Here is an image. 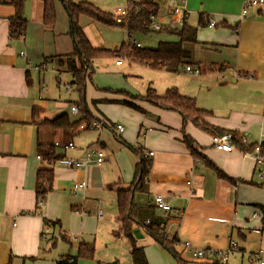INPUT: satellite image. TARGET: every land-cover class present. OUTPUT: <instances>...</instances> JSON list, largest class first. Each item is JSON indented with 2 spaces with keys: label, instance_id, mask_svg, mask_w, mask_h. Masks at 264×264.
<instances>
[{
  "label": "crops",
  "instance_id": "obj_1",
  "mask_svg": "<svg viewBox=\"0 0 264 264\" xmlns=\"http://www.w3.org/2000/svg\"><path fill=\"white\" fill-rule=\"evenodd\" d=\"M154 1L159 5V23L173 24L167 0ZM249 1L187 0L185 18L198 27V43L184 45L189 52L188 65L202 67L206 72L192 78L190 85L166 84L195 99L201 109L211 111L213 117L207 118L210 123L246 136L247 146L264 141V1L251 4L243 14ZM23 9L26 31L23 37L14 39L10 36L14 7L0 5V264H56L49 253L61 241L69 247L65 257L77 258L82 243H94L96 248L98 234L107 235L112 230L107 215L114 214L102 207L106 200L97 205V198H103V193L110 190L117 200L119 190L132 188L142 155L151 161V170L146 190L137 191L136 201L152 210L148 219L163 220L165 234L177 241L175 249L183 262L221 264L217 260L194 258L186 242L195 248L224 250L234 239L242 255L247 257L262 250L264 256V184L257 181L253 159L238 148L232 152L215 149L212 135L191 122L184 124L174 111L129 98L144 93L87 81L86 99L92 117H102L113 125L124 123H119L125 128L122 133L115 132L113 127L81 131L77 125L63 129L32 121L34 109L40 111L37 123L69 114L67 103L52 101L51 92L56 88L47 76L52 62L55 67L50 71L59 75L58 83L61 85L67 77L68 91L75 90V79L67 67L74 39L68 11L64 21L62 15L55 26L49 27L43 22L41 0H26ZM202 14L209 18V23H227L229 27H201ZM81 26L90 37L93 23L83 22ZM235 26L239 27L238 33L233 31ZM115 61L113 58L107 65L125 66V62L116 65ZM139 67L142 72L152 69ZM159 77L165 82L171 76ZM149 87H153L152 82ZM129 101L140 109L125 105ZM76 104L77 101L72 106ZM130 109L137 114L130 113ZM105 129L114 136L106 144L102 142L109 137L103 138ZM185 134L195 140L198 153L212 166L192 155L183 140ZM70 142L74 144L72 149L66 147ZM38 143L54 145L60 154L72 159H84L92 146L102 150L105 159L84 168L51 165L40 158ZM43 170H53L54 177L52 190L40 201L36 188L38 173ZM76 182L86 183L85 188L74 192ZM89 192L95 196L93 205H88ZM158 195L171 205L170 210L156 207ZM115 216L114 221L120 226L118 210ZM137 229L142 237L136 238L135 243L150 254L154 264H179L143 227ZM61 233L73 236L75 241L58 239ZM147 238L151 242L145 241ZM107 240L112 242L109 235ZM129 244L131 252L130 240ZM105 256L111 257L77 258L74 264H120L110 261L117 258L112 253Z\"/></svg>",
  "mask_w": 264,
  "mask_h": 264
},
{
  "label": "trees",
  "instance_id": "obj_2",
  "mask_svg": "<svg viewBox=\"0 0 264 264\" xmlns=\"http://www.w3.org/2000/svg\"><path fill=\"white\" fill-rule=\"evenodd\" d=\"M26 0H0V5L14 7V14L10 17V36L18 39L24 36L27 20L24 16V3ZM44 4L43 22L46 26L53 27L57 22V13L55 0H41ZM66 10L71 19L72 35L74 39V51L67 56L68 71L73 75L76 83V89L80 95V101L77 102L78 118L72 120L68 114L60 115L51 120H42L37 123L40 111L32 110L33 120L36 124L70 129L78 126L83 120H92V113L89 109L86 100V81L90 79L93 72V63L101 58H120L124 63L128 60L131 63L145 65L153 69H161L167 72H178L181 68L188 66L189 52L185 49L186 43H198V27L191 25L184 18L179 24H160L157 17L160 14L159 5L154 0H129L124 10L116 13L102 11L96 6L88 2L74 3L72 1L65 2ZM87 16L95 22L108 26H121L128 29L129 37L136 33L158 32L174 36L176 41H160L156 48L142 47L141 44L134 40V43L129 41L124 43L117 50H108L100 47H95L84 29L80 26L79 18ZM160 25L159 29L154 27L155 24ZM201 27L209 25V18L203 14L199 22ZM216 26H227V23L216 24ZM237 26L233 27V29ZM239 28V27H238ZM116 63V61H115ZM136 99L146 101L162 109L171 110L179 114L184 124L191 122L198 129L212 136L231 133L235 138L236 147L242 152H252L254 144L247 146L241 142V137L237 131L228 130L223 127L216 126L210 123L207 118L213 117L209 110L201 109L196 100L182 95L177 88H169L164 94H158L156 89L149 87L144 95L132 96ZM125 105L134 109H140L136 105L126 102ZM77 107V106H76ZM102 118V117H97ZM104 119V118H102ZM110 123V122H109ZM112 125V124H111ZM106 125V127H111ZM186 145L191 150L192 155L205 162L208 166H212L207 162L206 157H202L196 149L195 140L188 134L183 138ZM131 148L132 146L129 145ZM38 154L42 159L51 165H57L58 161L65 157L60 154L57 147L50 144L38 143ZM142 161L137 165L133 186L127 190H119L117 193L118 204V219L120 226L115 232V237H125L131 242V255L133 264H149L143 247L136 245L134 230L143 227L145 232L151 236L164 250L172 254L179 264L183 262L175 249L174 239H167L164 230L163 220L157 218H149L150 213H153L149 208H144L136 201V193L145 192L146 178L151 170V161L144 155L141 156ZM214 167V165H213ZM54 173L53 170H43L38 173L37 195L42 201L46 195L52 190ZM155 208V206H153ZM157 207V206H156ZM147 219L149 222H147ZM47 222V221H46ZM48 223V222H47ZM65 234L61 233L63 240H68ZM58 242L54 241L55 245ZM94 243H82L78 248L77 258L93 259L95 257ZM65 257V256H64ZM63 258V256H61ZM74 264L76 262L75 257ZM58 264H64L58 261ZM69 264V263H68Z\"/></svg>",
  "mask_w": 264,
  "mask_h": 264
},
{
  "label": "rangeland",
  "instance_id": "obj_3",
  "mask_svg": "<svg viewBox=\"0 0 264 264\" xmlns=\"http://www.w3.org/2000/svg\"><path fill=\"white\" fill-rule=\"evenodd\" d=\"M68 1H72L74 3L88 2V3L93 4L94 6H96L97 8H99L102 11L116 13L120 10H124L126 8L129 0H55L57 19L59 18V21L61 20V17H63L62 15H65V17H63V21L66 18L67 10H66L64 3L68 2ZM162 5L164 6V2L162 3ZM165 6H166V3H165ZM164 12L167 13L166 10ZM80 18H81V20H80ZM80 18H79V20L81 21L80 26H81V24L83 25V22H92L94 25V27L89 28L90 37H88V38L90 39L91 43L95 47H100V48H104V49H108V50L119 49L124 43H128L129 41L134 43V40L136 42H140L142 47H147V48H156L160 41H176L177 40L174 36H170V35L162 34V33H158V32H149V33H145V34L144 33H136L133 36L129 37L128 29L125 27H121V26H114L113 27V26L104 25V24L93 21L92 19H90L87 16H81ZM157 19H158V17H157ZM157 19H156V21H157ZM170 19H171V22L173 24L178 23V22L174 23L172 21L173 20L172 17ZM212 23H213V26L216 25L214 22H212ZM209 26H210V24H209ZM238 30H239V28H238ZM120 58H114V59L120 60ZM111 59H113V58H110V57L109 58H101V59L94 61V63H93L94 72H93L91 78L87 79V81H89L88 83H91L93 81L96 84H99L102 86L103 85L108 86V88L109 87L112 89L121 88V89H123L127 92H130V93H144L145 94L147 89H148V83L152 82V86L156 89L157 93L158 94H164L166 92V89L169 88V87H166L167 83H169V85H171V86L182 85V84L183 85H190L193 82L192 78L201 76V75L191 74V73L187 72L185 70V68H181L180 70H178L179 74H173V73L167 72L165 70L153 69V68L149 69L148 72H142L140 69L141 67H139L140 66L139 64L134 66L132 64H135V63H131L128 60H125V66L124 67L116 68L112 65H107L109 62H111ZM54 67H55V65L51 62L49 65V69L53 70ZM50 70L48 71L49 73H48L47 79H48V82L50 83V85H53L56 88V90L53 89L51 92V94H53L51 96L52 101L55 100L56 102L63 103V104L67 103V105H69L68 106L69 107V110H68L69 114L68 115L78 117L79 114L75 115V113H73V111L70 109L72 107L73 103H75L76 101L77 102L80 101V95L76 89V85H75L74 91L72 89H70V91H68V89H67L68 85H66L65 83H67V81L69 79L67 77L63 78V81H65V82H63L60 85L57 81V76H59V75H54ZM203 72H206V70ZM159 74H168L171 77H168V80H166L164 82V79L160 78ZM186 77H189L190 79H185ZM87 81H86V88H87ZM58 87H60L61 89H58ZM158 87L161 89H159ZM47 89H48V91H50V86H48ZM144 94H142V95H144ZM139 96H141V95H139ZM86 97H87V89H86ZM129 98L133 101L139 100V99H136L132 96L131 97L129 96ZM130 103L136 105L134 102H130ZM92 111L95 112V109L92 108ZM129 111H130V113H132L134 115L137 114L136 111H134L132 109H130ZM113 112L116 114H119L118 111H113ZM123 116H126V115L123 114ZM113 123L119 124L122 122L119 121V122H113ZM122 124L124 125V123H122ZM242 131H243V129H242ZM103 132H104L103 138L106 136H109L106 140L102 139L103 143L106 144L107 140L109 138H114V136L111 134V132L109 130L105 129ZM76 183H78V182H76ZM110 194H112V192L110 190H108V192L103 193V195H104L103 198L102 197L97 198L98 199L97 205L99 204V201H101L103 199L106 200V203L103 204L102 207L105 210L112 211L114 214L113 215H107V217L109 216L108 219L111 222V227H112L111 229L112 230H109V232H107V235H104V233L98 234L99 244L95 248L96 249L95 255L97 257L110 258L111 256H105V255L106 254L111 255V253H112L115 257H117L116 260H114V258H113V260H110L113 263H115V261H119L120 264H129V263L132 264L133 258L131 256V252H130L129 240L125 237H122V238L121 237H115V232L118 231V228H119V223L114 221V219L116 217L115 215L117 214V210H118V204H117V200L114 197L112 198V195H110ZM78 197H80V196H78ZM94 198H95V196L91 195L89 192L88 199L90 201H89L88 205L89 204L93 205L92 200ZM114 224H117V225H114ZM108 235H109L110 239H112V242H111V240L105 241L106 236L108 237ZM145 241L151 242V239L147 238ZM153 244H155L156 248L158 249V245L155 241L153 242ZM175 247H177V245H175ZM68 251H69V247L67 246V243H65L64 241H61L60 243L57 244V246L55 248H53L51 250V252L49 253V256H50V258L53 259L54 263L56 261V264H58L57 263L58 258L60 256L67 255L66 253ZM146 251H147V248H146ZM146 254H147V258L149 259L150 264H154L153 258L150 256V254H148V252ZM194 258H197V257H194ZM197 259H202V258H197ZM203 260H208V259H203ZM187 264H202V263L192 261V262H189ZM221 264H223V263L221 262ZM224 264H251V263L249 262V260L246 256L242 255V252L240 250L239 251L237 250V251H235V253H233L231 255V257L229 258V261L227 263H224Z\"/></svg>",
  "mask_w": 264,
  "mask_h": 264
},
{
  "label": "built area",
  "instance_id": "obj_4",
  "mask_svg": "<svg viewBox=\"0 0 264 264\" xmlns=\"http://www.w3.org/2000/svg\"><path fill=\"white\" fill-rule=\"evenodd\" d=\"M264 0H251L246 4V7L243 10V14L247 13V8L251 4H257L260 2H263ZM167 6L168 10L170 11V17L173 18L174 23H181L183 22L184 18L188 14L187 9V0H167ZM210 26H213V23H209ZM154 27L156 29L160 28L159 24H155ZM235 33H238V28L233 29ZM138 45H140L138 43ZM122 59L116 60V65H122ZM185 70L191 74L199 75L203 72L202 67H192L190 65L186 66ZM72 111L77 113V107L72 106ZM106 125H111L106 119L102 118H95L92 120H83L78 124V129L83 130H100L106 127ZM111 127H113L117 133H122L124 131V126L122 124H112ZM241 142L243 144H247V139L245 137H241ZM212 145L215 149L219 151H225V152H232L234 151L236 147L235 138L231 133H226L223 135H214L212 136ZM67 148H74V144L70 142L66 145ZM153 152H150V155H152ZM245 156H250L256 166V177L257 181L261 184H264V141L261 140L259 142H256L254 145V149L252 152H243ZM41 158V157H40ZM105 156L102 150L97 149L95 147L89 146L86 152V157L84 159H72L68 157H63L58 161V164L67 167V168H84L87 165L91 163L100 164L104 161ZM86 183L79 182L75 183L73 185L72 190L74 192H77L83 188H85ZM155 203L158 208L168 211L171 209V205L160 195L155 197ZM70 241H75V238L73 236L68 237ZM169 239V236L166 237ZM61 240V235L59 238ZM185 246L190 250L191 254L194 257L202 258V259H208V260H217L223 263H227L229 261V258L231 255L239 249V245L236 242V240L231 239L229 247L224 250H216L212 248H195L193 247L189 242L185 243ZM247 258L251 264H264V256L263 251L260 250L255 253H249L247 254ZM58 261H62L64 264H70L74 262V258L72 256H66L63 258H59Z\"/></svg>",
  "mask_w": 264,
  "mask_h": 264
},
{
  "label": "water",
  "instance_id": "obj_5",
  "mask_svg": "<svg viewBox=\"0 0 264 264\" xmlns=\"http://www.w3.org/2000/svg\"><path fill=\"white\" fill-rule=\"evenodd\" d=\"M134 235H135V238H140V237H142V235L140 234V230H139V229H135V230H134Z\"/></svg>",
  "mask_w": 264,
  "mask_h": 264
}]
</instances>
